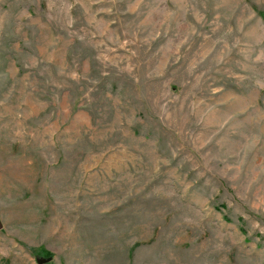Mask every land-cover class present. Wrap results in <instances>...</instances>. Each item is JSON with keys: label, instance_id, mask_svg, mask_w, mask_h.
<instances>
[{"label": "rangeland", "instance_id": "obj_1", "mask_svg": "<svg viewBox=\"0 0 264 264\" xmlns=\"http://www.w3.org/2000/svg\"><path fill=\"white\" fill-rule=\"evenodd\" d=\"M264 264V0H0V264Z\"/></svg>", "mask_w": 264, "mask_h": 264}, {"label": "water", "instance_id": "obj_2", "mask_svg": "<svg viewBox=\"0 0 264 264\" xmlns=\"http://www.w3.org/2000/svg\"><path fill=\"white\" fill-rule=\"evenodd\" d=\"M36 260H37L38 264H43L44 262L48 261L49 259L45 258V257H38Z\"/></svg>", "mask_w": 264, "mask_h": 264}]
</instances>
